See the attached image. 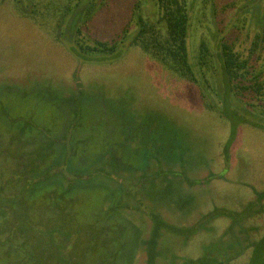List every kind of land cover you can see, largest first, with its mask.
I'll return each instance as SVG.
<instances>
[{
	"label": "rangeland",
	"instance_id": "obj_1",
	"mask_svg": "<svg viewBox=\"0 0 264 264\" xmlns=\"http://www.w3.org/2000/svg\"><path fill=\"white\" fill-rule=\"evenodd\" d=\"M91 1L95 12L85 19V9L74 8L76 0H0V107L15 119L33 118L58 137L76 123L68 115L80 82L90 105L79 123L83 131L76 133L82 139L77 149L89 163L134 170L151 159L150 144L153 155H164V165L182 159V172L190 179L179 172H157L155 180L146 174L149 186L140 196V174L115 172L129 181H124L123 191L116 193L113 183L103 189L100 182H90L63 203L52 202L55 195L43 192L28 200L22 214L0 200V264L23 263L22 255L29 259V254L38 259L26 264H147L149 253L157 255L155 264H264V242H257L264 235V210L232 229L235 235L242 228L252 230L247 233L255 241L250 248L238 244L239 249L229 250L237 241L235 236L230 241L232 220L224 215L193 234L177 232L203 224L215 209L244 211L256 201V192H264V123L232 96L224 104L220 70L197 72L205 87L202 98L201 87L130 46L135 25L104 62L80 59L70 39L83 22L81 38L94 45L119 41L134 11L157 18L148 0ZM188 2L194 64L202 41L215 52L225 38L247 52L261 29L264 0ZM224 107L228 116L222 113ZM7 162H0V178L9 182L3 198L10 197L6 195L18 180ZM156 169L159 165L152 161L149 170ZM192 179L202 184L192 187ZM154 211L165 221L158 234L144 213Z\"/></svg>",
	"mask_w": 264,
	"mask_h": 264
},
{
	"label": "trees",
	"instance_id": "obj_2",
	"mask_svg": "<svg viewBox=\"0 0 264 264\" xmlns=\"http://www.w3.org/2000/svg\"><path fill=\"white\" fill-rule=\"evenodd\" d=\"M17 1L20 0H16V2ZM148 2L153 5L155 13H157V18H146L141 13L134 11L136 13H134L127 26L123 29L122 34L119 36V41H114L113 43L95 41L94 45L85 44V40H83L81 36H83V28H85L87 23L83 22L81 26L79 25V27L76 28V35L70 39L74 43L73 52L79 57L81 56L80 59H82V57L87 58L83 59L85 61L102 63L104 62V56L114 55L116 53L119 42L123 43L125 40L127 41L130 29L132 25H135L136 30L131 34L132 37L129 41L130 46L138 47L143 53L150 56L152 60L171 71L178 78L201 87L202 90L200 91L203 95L202 98L205 97V91H203L205 87L197 77V72L205 75V71L213 70L212 72L217 73L215 71L217 69L220 70L221 79L226 90L224 94V104L231 103L230 96H232V98L236 99L238 102L252 108V111L256 114L257 120L264 123V17L260 21L261 29L255 34L251 47L247 52L238 50L236 41L230 42L225 38H222L218 42L215 52H212L209 45L205 41H202L199 46L196 64H194L190 59L189 51L191 18L188 0H148ZM20 4L21 6L24 5L22 3ZM140 5L141 4L138 2L136 8H140ZM74 8L78 10L84 8L86 13L85 19L92 18L91 16L95 12V5L91 0H76ZM70 9L71 7L68 6L67 12H69ZM215 62L218 66H215ZM205 84H208L207 80ZM82 88V84L78 82V91L75 95H72L71 111L68 115L71 117L72 123H74V121L76 123L73 124L74 127L70 125L72 128L64 131V133L62 130L61 134L57 135L58 137H55L56 135L52 134L49 129L44 128L45 126L42 123H37L33 118L15 119L10 117L7 109L0 107V162L2 160H6L7 162L8 160L7 170L11 171L12 174H16L18 178L15 187L6 195L10 196L9 198L5 196L3 198V196H1V192L3 193L5 190L4 187L7 186L6 183L9 182L3 177L0 178L1 204L14 206L16 207V212L22 214L21 212L26 210L29 204L28 200L32 196L39 195L43 192H52L50 194H54L55 197H50V200L52 202L56 200L55 202L58 201L63 203L66 197H74V195L79 192V189L88 186L86 185L87 183L94 182L95 184L96 181L100 182V186L103 189L109 188L112 183L117 185L115 190L117 193L121 190L123 191L124 181L128 180L118 178L115 172L130 175V177H135L134 175L140 174L141 176L137 183L139 185L138 189L140 196L146 194V189L149 186V184L146 185L148 183V179L145 177L146 174L150 173V175H152L151 177L153 178L151 180H155L158 173L162 174L163 172H179V174L183 175L182 177L185 176L189 178L182 172L184 170V167L182 168L180 164L183 162L182 159L178 158L177 161H173L170 166H168V164L164 165L162 163L165 162L164 155L160 153H158V156L153 155L150 144H148V147H150L148 149L150 151L147 152V155L151 156V159H149L147 163L143 162L140 168L134 170L132 168L130 170L126 169L124 166L120 167L116 165L113 167L107 162L102 165L89 163L88 157H86V160L84 157L86 155L77 149L82 139L80 136L76 137V133L81 135L80 132L83 130L82 127H79V123L81 124V118L86 117L88 114L87 107L90 105V98L86 96ZM207 88L210 87L207 86ZM209 107L217 111L215 106ZM225 111L226 109L224 107L222 113ZM227 113L228 112L223 114L226 115ZM226 116H228V114ZM56 123L58 122L56 121ZM55 126L58 127V124ZM229 151L230 145H227L225 151L227 155ZM151 153L152 155H150ZM152 161H156L160 169H156L155 171L149 170L150 166H152ZM161 163L163 168L160 166ZM176 166H178L179 170L173 169V167ZM165 167H168V169ZM213 177L214 176L209 177L208 180L210 181ZM104 180L107 183H102ZM200 183L201 182L194 180L190 185L196 187L202 184ZM18 188L19 190H17V192L19 193H16L14 189L16 190ZM106 192L111 194L109 189ZM256 194V201L248 204L244 211L233 212L215 209L203 218V224L199 223L194 227L182 229L177 232L188 233L189 235L191 233L193 234L203 228L209 221L224 215L232 220V226L228 231V233L231 234L230 241L233 236L236 237L237 241V244L234 245L232 242L230 243L229 250L231 248H238V244H245L246 247L250 248L255 241L251 235L247 233L252 230L242 228L239 232L240 234L238 233L235 235L232 229L244 219L253 217V215L255 216L264 210L262 206L264 204V192H256ZM111 195H113V192ZM121 206L123 209L127 208L124 205ZM144 213L149 216V220L152 223V231L158 234L159 230L165 225V221L160 220V218L154 215L160 216L156 211ZM242 234L243 237L241 236ZM23 239L27 242L24 237ZM257 242L263 243L264 235ZM257 242L256 245L258 244ZM224 252L226 253L227 251ZM224 252L223 255H225ZM18 253L15 254L14 252L17 258L20 256V253ZM156 256L155 254L151 255L149 253L147 264H155ZM22 258L23 263H19V260H15L12 264L33 263L38 259L37 256L35 257L31 254H29V259L25 258L23 255Z\"/></svg>",
	"mask_w": 264,
	"mask_h": 264
}]
</instances>
